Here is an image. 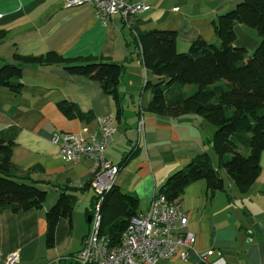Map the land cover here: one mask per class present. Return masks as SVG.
Segmentation results:
<instances>
[{
	"label": "crops",
	"instance_id": "crops-1",
	"mask_svg": "<svg viewBox=\"0 0 264 264\" xmlns=\"http://www.w3.org/2000/svg\"><path fill=\"white\" fill-rule=\"evenodd\" d=\"M240 1L149 0L151 9L134 19L129 28L119 16L105 26L92 7H67L65 0H0V31L6 34L0 41V67L14 63L16 54L40 56L51 51L66 59L104 58L125 67L118 88L121 108L99 82L69 76L60 65L25 66L21 94L0 88V132L14 129L16 179L37 182L48 191L41 210L0 212V255L19 251L18 264H77L74 256L90 233L88 214L96 195L90 186L92 163L89 159L67 162L54 143L55 137L73 133L88 140L90 135L100 134L102 120L113 118L115 132L106 158L120 168L116 186L139 199V214L148 212L167 178L198 154L209 153L219 166L208 143L216 128L203 118L189 115L174 119L145 113L152 99L145 84L154 78L134 39L154 30L175 32L179 53H187L197 39L219 45L214 24ZM235 32L236 46L249 52L258 47L256 31L238 25ZM61 101L76 104L88 118L68 119L58 109ZM141 117H145L142 139L137 131ZM261 166L259 179L245 194L223 169L224 191L211 196L203 181L188 186L179 202L196 243L186 261L174 257L159 264H204L199 255L210 250L215 252L211 260L222 255L226 264H264V154ZM80 184L84 187L78 188L74 213L70 219L60 220L55 246L49 247L46 215L59 198L56 187Z\"/></svg>",
	"mask_w": 264,
	"mask_h": 264
},
{
	"label": "trees",
	"instance_id": "trees-1",
	"mask_svg": "<svg viewBox=\"0 0 264 264\" xmlns=\"http://www.w3.org/2000/svg\"><path fill=\"white\" fill-rule=\"evenodd\" d=\"M242 25L256 31L258 47L249 52L236 46L235 28ZM220 44L194 41L187 53L176 50L177 34L171 31H150L135 37L141 47L144 66L154 80L146 82L152 99L145 113L179 119L189 115L203 118L216 128L208 141L219 166L212 156L201 153L184 168L170 175L158 193L169 202L179 201L191 184L203 181L208 194L225 190L220 170L232 178L239 192L247 193L259 179L264 154V0H241L234 9L219 17L214 24ZM6 34L0 31V41ZM60 65L69 76L86 77L101 84L118 107V88L125 74L122 63L104 58L84 57L66 59L54 51L40 56H14V63L0 67V88L15 94L23 90L25 66L48 68ZM195 87L194 90L188 89ZM121 108V107H120ZM58 109L70 120H85L84 114L70 101L58 103ZM15 146L14 129L0 132V212L14 214L41 210L48 191L39 183L16 179L12 154ZM244 151L247 154H244ZM127 159L123 162L125 165ZM79 186V185H78ZM60 194L46 215L47 244L55 246V230L60 220L70 219L78 203V187H56ZM83 188V187H82ZM80 188V189H82ZM100 236L119 246L130 220L139 215V199L124 193L116 185L102 197ZM97 194L88 216L92 217L98 201Z\"/></svg>",
	"mask_w": 264,
	"mask_h": 264
},
{
	"label": "built area",
	"instance_id": "built-area-1",
	"mask_svg": "<svg viewBox=\"0 0 264 264\" xmlns=\"http://www.w3.org/2000/svg\"><path fill=\"white\" fill-rule=\"evenodd\" d=\"M67 7H92L97 19L107 26L115 16L132 28V21L147 13L149 0L130 3L126 0H65ZM178 10V9H176ZM107 118L100 122V134L90 135L85 140L79 134L69 133L55 137L54 143L60 147L62 157L67 162L76 163L89 159L92 163L90 186L98 196L91 217L90 234L83 241V248L75 256L77 264H159L163 260L179 257L186 261L196 243V235L188 229L189 219L179 201L169 202L157 193L147 213L130 220L119 246H111L109 239L100 236L101 197L115 185L120 168L106 158V150L113 142L115 130ZM145 117L138 124V135L144 137ZM73 186V185H72ZM84 187L82 184L78 188ZM213 250L200 253L204 264H226L219 255L214 260ZM19 251L8 256L0 255V264H18Z\"/></svg>",
	"mask_w": 264,
	"mask_h": 264
},
{
	"label": "water",
	"instance_id": "water-1",
	"mask_svg": "<svg viewBox=\"0 0 264 264\" xmlns=\"http://www.w3.org/2000/svg\"><path fill=\"white\" fill-rule=\"evenodd\" d=\"M88 222L91 223V217H89ZM249 222H250V223L253 222L252 219H251V217L249 218Z\"/></svg>",
	"mask_w": 264,
	"mask_h": 264
},
{
	"label": "rangeland",
	"instance_id": "rangeland-1",
	"mask_svg": "<svg viewBox=\"0 0 264 264\" xmlns=\"http://www.w3.org/2000/svg\"><path fill=\"white\" fill-rule=\"evenodd\" d=\"M244 154H247L245 151H244ZM225 172V171H224ZM58 200V199H57ZM57 202V201H56ZM52 204V203H51ZM90 234V233H89Z\"/></svg>",
	"mask_w": 264,
	"mask_h": 264
},
{
	"label": "bare ground",
	"instance_id": "bare-ground-1",
	"mask_svg": "<svg viewBox=\"0 0 264 264\" xmlns=\"http://www.w3.org/2000/svg\"><path fill=\"white\" fill-rule=\"evenodd\" d=\"M77 163V162H76Z\"/></svg>",
	"mask_w": 264,
	"mask_h": 264
}]
</instances>
